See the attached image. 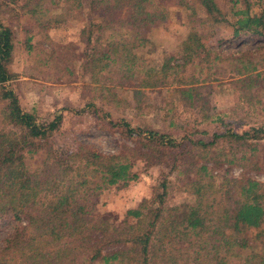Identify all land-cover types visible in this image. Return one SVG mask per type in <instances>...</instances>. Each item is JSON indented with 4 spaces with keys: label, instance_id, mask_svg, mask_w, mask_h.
Returning a JSON list of instances; mask_svg holds the SVG:
<instances>
[{
    "label": "trees",
    "instance_id": "trees-1",
    "mask_svg": "<svg viewBox=\"0 0 264 264\" xmlns=\"http://www.w3.org/2000/svg\"><path fill=\"white\" fill-rule=\"evenodd\" d=\"M169 1L184 0H87L86 4L85 0H29V11L36 17L39 13V20L57 23L66 21L70 9L88 11L89 24L83 30L89 41L104 28L112 31L103 45L90 47L98 54L87 52L85 63L131 70L137 49L147 44L152 23L168 17ZM197 1L214 20L230 24L233 35L250 32L264 37V0H258V11H252L250 0H241L243 7L236 5L239 0H228L230 19L216 0ZM62 2L64 11L51 5ZM115 25L120 29L114 30ZM118 32L119 43L113 39ZM201 38L200 32L191 30L186 48L198 52L204 48ZM13 44L14 30L0 16V98L4 100L0 109V229L6 228L0 237V264H264L262 255L249 251L250 244L241 235L245 228H259L255 235L264 243L263 182L243 175L224 187L223 181L215 182L212 169L202 159L194 160L193 148L173 153L175 137L156 129H144L137 146H126L118 153H87L80 148L55 153L47 138L56 119L46 125L38 122L35 112L24 109L13 88L4 84L13 77L7 68ZM191 52L180 63L168 56L153 71L150 67L143 85H157L160 72L184 69ZM180 91L192 98V87ZM228 136L240 139L246 133L229 131ZM210 143L193 142L201 147ZM40 150L41 160H32ZM158 155L173 168L186 166L185 189L192 193L194 203H164L167 185L163 182V192L127 209V216L135 221L96 213L94 196L109 185L137 177L132 160ZM234 257L240 262H234Z\"/></svg>",
    "mask_w": 264,
    "mask_h": 264
},
{
    "label": "rangeland",
    "instance_id": "rangeland-1",
    "mask_svg": "<svg viewBox=\"0 0 264 264\" xmlns=\"http://www.w3.org/2000/svg\"><path fill=\"white\" fill-rule=\"evenodd\" d=\"M250 1L252 11H258V0ZM30 2L0 0V16L14 30L7 64L13 77L4 84L13 88L24 109L35 112L38 122L46 125L56 119L47 138L55 153L76 148L118 153L126 146H137L144 129H156L175 137L173 153L193 148L194 160L202 159L212 169L216 183L223 181L228 187L243 175L264 183L263 36L233 35L230 24L214 20L197 0L169 1L168 17L152 23L147 44L136 51L133 69L99 68L100 63H85L87 52H94L90 47L96 43L103 45L112 28L95 32L91 42L83 30L89 24L88 11L70 9L66 21L46 22L39 20V13L37 18L29 11ZM216 2L230 19L228 0ZM51 5L64 11V2ZM236 5L243 7V2ZM115 26L114 30L120 29ZM194 29L204 42L198 52L186 48V38ZM119 38L118 32L113 39L119 43ZM190 51L184 69L160 72L157 85H143L150 67L153 71L168 56L180 63ZM183 87H192V98L180 91ZM3 101L0 98V109ZM229 131H245L246 136L237 139L228 136ZM216 133L223 135L215 137ZM199 139L211 143L193 144ZM42 153L32 160H41ZM132 164L137 177L109 185L94 196L96 213L135 221L127 216V209L163 192V182L167 185L164 203H194L185 189L188 170L184 164L173 168L161 155L136 158ZM5 229H0V237ZM258 229L245 228L241 235L250 244L247 249L260 253L264 263V243L255 235ZM233 260L240 262L237 257Z\"/></svg>",
    "mask_w": 264,
    "mask_h": 264
}]
</instances>
